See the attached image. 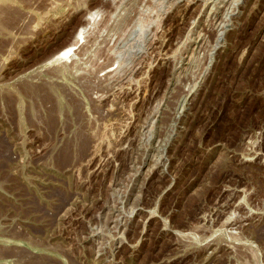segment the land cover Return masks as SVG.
Returning a JSON list of instances; mask_svg holds the SVG:
<instances>
[{"label": "rangeland", "instance_id": "obj_1", "mask_svg": "<svg viewBox=\"0 0 264 264\" xmlns=\"http://www.w3.org/2000/svg\"><path fill=\"white\" fill-rule=\"evenodd\" d=\"M0 264H264V0H0Z\"/></svg>", "mask_w": 264, "mask_h": 264}, {"label": "bare ground", "instance_id": "obj_2", "mask_svg": "<svg viewBox=\"0 0 264 264\" xmlns=\"http://www.w3.org/2000/svg\"><path fill=\"white\" fill-rule=\"evenodd\" d=\"M80 35H81V30L78 29V31L75 34V39L76 38H80ZM72 47H74V46L71 44V45L66 46L65 48L57 51L56 53H54L52 56L49 57V59L47 61V64L48 63L50 64V63H53L55 61H58V60L63 59L70 52V50L72 49Z\"/></svg>", "mask_w": 264, "mask_h": 264}]
</instances>
